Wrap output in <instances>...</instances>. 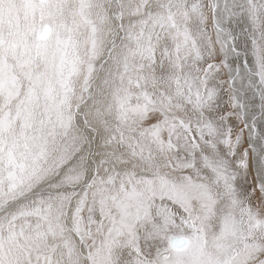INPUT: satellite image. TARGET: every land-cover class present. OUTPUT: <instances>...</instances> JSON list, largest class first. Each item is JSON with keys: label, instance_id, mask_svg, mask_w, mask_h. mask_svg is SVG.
Masks as SVG:
<instances>
[{"label": "snow or ice", "instance_id": "snow-or-ice-1", "mask_svg": "<svg viewBox=\"0 0 264 264\" xmlns=\"http://www.w3.org/2000/svg\"><path fill=\"white\" fill-rule=\"evenodd\" d=\"M0 264H264V0H0Z\"/></svg>", "mask_w": 264, "mask_h": 264}]
</instances>
